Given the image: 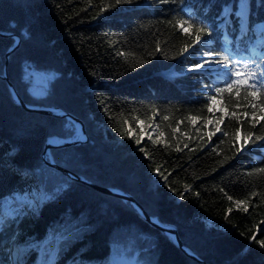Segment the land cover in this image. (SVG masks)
<instances>
[{
	"label": "trees",
	"instance_id": "16d2710c",
	"mask_svg": "<svg viewBox=\"0 0 264 264\" xmlns=\"http://www.w3.org/2000/svg\"><path fill=\"white\" fill-rule=\"evenodd\" d=\"M189 17L207 32L182 52L192 40L176 22ZM261 22L264 0H0V32L20 38L7 65L18 93L28 104L61 108L86 125L89 140L52 149L54 160L133 195L149 215L176 226L184 245L209 264H264L257 242L264 240V173L258 172L264 139L244 141L250 132L264 137V120L257 112L259 122L250 124L243 113L252 109L242 98L236 108L225 95L220 108L226 105L239 120L220 122L222 113L208 107L229 77L190 69L200 64L202 49L217 60L252 57L262 67V46L252 40L253 25ZM15 42L0 36V264H111L135 256L141 264H199L131 201L45 164L48 139L74 137L76 124L15 101L3 79ZM58 174L67 186L45 201ZM28 185L43 186L36 207L13 203L3 211Z\"/></svg>",
	"mask_w": 264,
	"mask_h": 264
},
{
	"label": "snow or ice",
	"instance_id": "6c2138e0",
	"mask_svg": "<svg viewBox=\"0 0 264 264\" xmlns=\"http://www.w3.org/2000/svg\"><path fill=\"white\" fill-rule=\"evenodd\" d=\"M122 2L130 3L132 2V0H116V3L118 4ZM162 2H166V0H162ZM243 2L244 0H242V3ZM176 26L182 32V34L187 35L192 40L191 45H184L182 52H188L190 47H194L196 45L201 44L202 34L207 32L206 25L202 23H197L191 17L187 19L179 18L176 22ZM157 49L159 50V45H157ZM214 55L217 54L213 51H205L203 53V56L205 57H212ZM261 59L264 60V56H262ZM213 63L225 65L226 67L222 70L229 77V79L225 81L224 87H217L215 89L216 95L210 97V106L208 107V111L212 112L213 106L217 104H223L225 95H227L228 99L235 100L236 108L241 107L240 100L242 98L243 101H245L244 106L250 107L252 109L251 113L247 111L243 113V117L249 119L250 124H252L253 121H256L257 123L259 122L256 120L257 112L262 114L260 116V120H264V68H262L259 64H255L252 57H247L244 60H232L229 57L225 56L221 60H205L203 63L197 64L194 69L190 70L200 69L203 68L205 64ZM208 70L220 71L214 69ZM257 101H259V103H257ZM216 110L222 113L220 117V122L223 121V118L225 116H230L239 120L237 112L232 111L231 113H229V110L226 105L222 108H217ZM164 119H168V117L165 116ZM191 119L196 120L197 117H191ZM143 123V121H138V124ZM216 131H220L219 122L217 123ZM240 131V128H237L235 134L237 139L240 138ZM141 132H143V129H141ZM214 134L215 133H210L209 136ZM127 135L130 139L135 137V130L131 128V125L128 126ZM160 135L162 136L163 133H160ZM149 138L151 139V137ZM253 138L255 140L264 139V137L255 136L254 133L250 132L244 137L245 144H247L249 140H253ZM141 139L142 137L140 139H136V143H141ZM185 147H187V145H185ZM177 150L179 151L180 149L177 148ZM258 172L264 173V169H259ZM252 195L255 196L256 194L253 193ZM228 199L232 200V197H228ZM235 203L238 206L243 205L244 211H248V206L245 201L238 200L235 201ZM230 211L231 209H229V212ZM252 239L255 240V236H253ZM257 242L260 244L261 247H264V240H260Z\"/></svg>",
	"mask_w": 264,
	"mask_h": 264
},
{
	"label": "water",
	"instance_id": "95a60500",
	"mask_svg": "<svg viewBox=\"0 0 264 264\" xmlns=\"http://www.w3.org/2000/svg\"><path fill=\"white\" fill-rule=\"evenodd\" d=\"M0 36H11V37L16 39L14 46H12L6 54L7 63H6L5 71L3 74V79H5L7 81L8 86H9V88H10V90L14 96L15 101L18 104L22 105L27 111H30V112H37V113H42V114H52V115H56V116L66 117L69 120L73 121L77 125V127L80 128V131H81L80 135H78V137H76L72 140H64L63 142L58 143V144H53L50 142L46 143L45 150L43 152V160H44L45 164L47 166H50V167L60 171L61 173L70 177L71 179L78 181V182H81V183H84V184H87V185L91 186L92 188H94V189H96L102 193L112 195V196H116V197H119V198L127 200V201H131L133 203V205L135 206V208L140 213V215L144 218V220H146L149 224H151L153 227H155L159 231L168 234L173 239L175 244H177V246H179L181 249H183L184 252L188 256H190L192 259L199 262V264H209L205 259H203L199 255L195 254L194 252L190 251L184 245L182 238L179 234L178 228L176 226L171 225V224H163L157 217H153V216L149 215L147 210L144 208V206L133 195H131L129 193H125L124 191L117 189V188L105 187V186H101L97 183H94L93 181L84 178L83 176L75 173L74 171L70 170L69 168L62 166V165L58 164L55 160H51L49 158L48 155L51 152V150L54 148H64V147H68L71 145H77L80 143L87 142L89 140V135L87 132L86 125L81 118H79V117L75 116L74 114L67 112L61 108L51 107V106H42V105H31V104L26 103L23 100V98L18 93L17 89L15 88L13 82L10 80L9 75H8V71H7V65H8L10 54L15 49H17L19 47L20 39H19L18 35L14 34V33L0 32ZM48 264H50V263H48Z\"/></svg>",
	"mask_w": 264,
	"mask_h": 264
},
{
	"label": "rangeland",
	"instance_id": "374dc122",
	"mask_svg": "<svg viewBox=\"0 0 264 264\" xmlns=\"http://www.w3.org/2000/svg\"><path fill=\"white\" fill-rule=\"evenodd\" d=\"M246 22H247V18L245 17L243 21H241V25L242 26H245L246 25ZM255 31H256V34H255V37L253 38V41L255 42V45L260 47L262 46V52L261 54L259 55V57H262L264 56V23L261 22V23H258V24H255L253 25ZM201 52L199 53L198 57L200 59V64L203 63L205 60H217L215 55L212 56V57H205L203 56V53L207 50H200ZM262 60V59H261ZM226 66L225 65H222V64H219V63H213V64H205L203 68H200V69H197L198 71H202V72H205V73H210L218 78H222L224 77L225 75V72L222 70L223 68H225ZM262 67L264 68V60H262ZM208 69H214V70H220V71H209ZM42 81L44 82V79H42ZM44 84V83H43ZM216 106V109L217 108H220V104H217L215 105ZM144 137H147V133H144L143 134ZM54 137H50L48 139V141H52ZM76 137V135L74 136ZM72 137V138H74ZM59 138V137H58ZM56 141V140H55ZM50 187H51V190H47L46 189V192L44 194V200H49L51 199L55 194L59 193L60 191H62L64 189V187L67 186V183L66 181H64L63 179H61L59 177V174H58V177L57 176H52L50 178ZM43 189V186H34V185H28L25 189V193H18L16 194L15 196V201L13 198H10V199H7V201L2 205V208H3V211L5 212H8V210L11 208V205L13 203H18L17 205H25L27 206L28 208L30 207H36L37 203L41 200V190ZM18 207V206H17ZM16 208L13 209L11 211V214H14L16 213ZM0 218L2 219L3 216L0 215ZM208 223L209 225H213L214 226V221L212 219H208ZM18 244H19V241H18V236L12 240V243H11V252L12 254L11 255H15L14 254V248H18ZM122 261H124V258H120ZM51 260H49L47 262L50 263ZM139 263V261H138Z\"/></svg>",
	"mask_w": 264,
	"mask_h": 264
},
{
	"label": "bare ground",
	"instance_id": "6f19581e",
	"mask_svg": "<svg viewBox=\"0 0 264 264\" xmlns=\"http://www.w3.org/2000/svg\"><path fill=\"white\" fill-rule=\"evenodd\" d=\"M256 34V33H255ZM255 34H254V36H255ZM19 37V36H18ZM20 39V38H19ZM253 40V39H252ZM254 42V41H253ZM254 44H255V42H254ZM258 47V46H257ZM261 48V47H260ZM73 122V121H72ZM80 128L79 127H77V125H76V137H78V135H80ZM76 137H74V138H76ZM74 138H68V139H64V138H58V137H55L52 141H47V142H50V143H53V144H58V143H61V142H63L64 140H72V139H74ZM56 140V141H55ZM52 151V150H51ZM49 158L51 159V160H54V158H53V156H52V154H51V152L49 153ZM50 167V166H49ZM52 168V167H51ZM54 169V168H53ZM56 170V169H55ZM58 171V170H57ZM123 191V190H122ZM124 261H122L120 258H118V259H116L115 260V262H114V264H122ZM130 262H132V263H135V264H138V260H137V258H135V259H130Z\"/></svg>",
	"mask_w": 264,
	"mask_h": 264
}]
</instances>
